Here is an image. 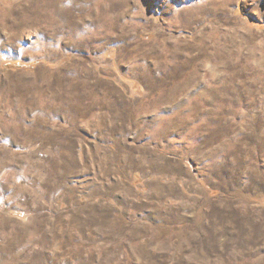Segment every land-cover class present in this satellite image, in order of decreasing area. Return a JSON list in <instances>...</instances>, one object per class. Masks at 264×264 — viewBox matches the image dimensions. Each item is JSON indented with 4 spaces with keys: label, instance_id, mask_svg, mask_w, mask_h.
<instances>
[{
    "label": "rangeland",
    "instance_id": "1",
    "mask_svg": "<svg viewBox=\"0 0 264 264\" xmlns=\"http://www.w3.org/2000/svg\"><path fill=\"white\" fill-rule=\"evenodd\" d=\"M0 264H264V0H0Z\"/></svg>",
    "mask_w": 264,
    "mask_h": 264
}]
</instances>
